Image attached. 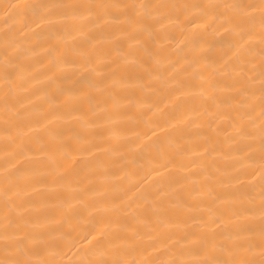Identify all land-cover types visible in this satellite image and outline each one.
Returning <instances> with one entry per match:
<instances>
[{
    "label": "bare ground",
    "instance_id": "obj_1",
    "mask_svg": "<svg viewBox=\"0 0 264 264\" xmlns=\"http://www.w3.org/2000/svg\"><path fill=\"white\" fill-rule=\"evenodd\" d=\"M0 264H264V0H0Z\"/></svg>",
    "mask_w": 264,
    "mask_h": 264
}]
</instances>
